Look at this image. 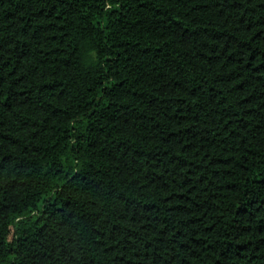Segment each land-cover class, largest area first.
I'll return each mask as SVG.
<instances>
[{"label": "trees", "instance_id": "obj_1", "mask_svg": "<svg viewBox=\"0 0 264 264\" xmlns=\"http://www.w3.org/2000/svg\"><path fill=\"white\" fill-rule=\"evenodd\" d=\"M0 264H264V0H0Z\"/></svg>", "mask_w": 264, "mask_h": 264}]
</instances>
